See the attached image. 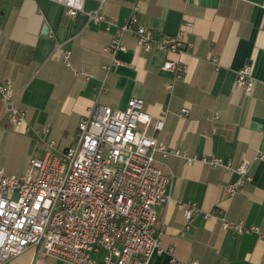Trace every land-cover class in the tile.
Wrapping results in <instances>:
<instances>
[{
    "label": "crops",
    "instance_id": "obj_1",
    "mask_svg": "<svg viewBox=\"0 0 264 264\" xmlns=\"http://www.w3.org/2000/svg\"><path fill=\"white\" fill-rule=\"evenodd\" d=\"M95 11L113 24L90 19ZM133 13L157 35L182 33L184 50L146 51L128 31L125 49L106 70L112 57L105 48ZM167 57L183 67L181 78L162 69ZM247 63L255 80L251 92L236 86ZM6 80L17 106L27 109L24 121L13 124L0 98V169L6 174L24 173L51 140L59 150L71 147L95 104L125 109L132 97L142 98L152 116L166 111L158 135L170 148L199 159L218 156L234 167L252 164L251 180L228 197L235 174L169 157L171 198L156 207L161 251L148 264H264V159L258 158L264 155V0H86L76 16L53 0H0V82ZM188 202L197 211L186 227L179 203ZM219 216L257 230H225ZM2 264L68 263L32 246Z\"/></svg>",
    "mask_w": 264,
    "mask_h": 264
},
{
    "label": "built area",
    "instance_id": "obj_2",
    "mask_svg": "<svg viewBox=\"0 0 264 264\" xmlns=\"http://www.w3.org/2000/svg\"><path fill=\"white\" fill-rule=\"evenodd\" d=\"M67 14L84 11L86 0H53ZM96 22L111 19L89 12ZM132 32L136 45L146 51L158 48L167 53L184 50L182 33L157 35L139 24L133 13L105 48L111 55L110 70L117 52L124 50L123 37ZM69 63V52L65 55ZM162 69L181 78L183 67L166 58ZM253 66L247 63L237 72L236 86L251 92ZM0 98L13 124H21L27 109L17 106L10 80L0 82ZM183 109L181 115H188ZM166 111L152 116L142 98L132 97L125 109L97 103L78 125L75 145L63 150L55 141L47 143L45 155L32 158L22 174H6L0 169V264L15 258L29 247L39 246L46 257L68 264H148L161 251V231L156 207L167 203L173 174L167 159L182 157L187 164L201 160L225 168L234 178L225 188L228 197L238 195L251 180V161L237 167L221 157L199 159L178 148H170L159 138ZM264 159V155L258 157ZM189 226L197 211L194 202L179 203ZM209 215H217L212 212ZM222 228L237 232L255 231L243 221L219 216ZM103 251L99 259L96 255ZM189 264H201L193 260Z\"/></svg>",
    "mask_w": 264,
    "mask_h": 264
},
{
    "label": "rangeland",
    "instance_id": "obj_3",
    "mask_svg": "<svg viewBox=\"0 0 264 264\" xmlns=\"http://www.w3.org/2000/svg\"><path fill=\"white\" fill-rule=\"evenodd\" d=\"M75 145V141H74V143L72 144V146H74Z\"/></svg>",
    "mask_w": 264,
    "mask_h": 264
}]
</instances>
